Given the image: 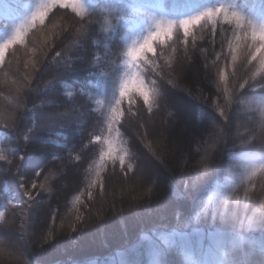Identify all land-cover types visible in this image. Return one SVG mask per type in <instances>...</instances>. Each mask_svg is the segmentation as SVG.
<instances>
[{"label": "snow or ice", "instance_id": "1", "mask_svg": "<svg viewBox=\"0 0 264 264\" xmlns=\"http://www.w3.org/2000/svg\"><path fill=\"white\" fill-rule=\"evenodd\" d=\"M13 11L0 0V15L8 17ZM30 29L44 33L39 54L24 64L25 71L14 82L15 87L7 89L12 102H0V132L8 134L9 140L14 139V144L0 149V161L8 166L0 171L15 169L14 175L27 198L12 206L19 227L16 220L0 212V264H29L19 242L10 241L5 233H19V240L41 248L48 243L44 232L55 233V229L47 227L48 218L39 231L29 232L36 197L41 194L33 190L51 191L46 182L54 175L53 169L46 164L40 171L25 176L21 165L25 154L36 147L35 141L39 142L37 150L49 151L55 160H62L57 153L66 145L51 139V134L63 136L64 130L73 126L83 130L80 126L85 118L96 111L90 102L103 103L70 83L85 64L84 71L97 78L98 94L107 99L106 111L102 113L107 136L95 134L101 122L97 120L87 133L88 144L82 140L68 150L70 159L78 150L76 159L82 160L88 145L104 146L95 165V178L86 189L89 200L98 196L108 204L112 198L108 206L116 211L114 189L119 187L121 212L125 192L135 193L128 207L161 204L167 198V187L175 193L179 172L184 198L195 201V193L215 172L229 143L233 148L227 150L235 157L242 127L248 129L255 143L239 155L248 161L252 158L247 152L261 154L241 186L231 189L229 195L235 193V199L225 196L219 188L206 199L201 197L187 222L180 225L177 213V226L150 229V235L140 241L139 254L122 258L120 264H264V175L261 192L252 195L248 188H242L244 201L239 200L242 185L252 181L258 172L264 174V3L259 15L232 0H218L195 14L169 19L154 14L144 0H100L99 4L90 5L84 0H39L14 28L12 36L0 44V70L8 68L6 49L23 44ZM92 45L96 46L95 52L89 51ZM189 77L203 79L215 92L205 95L202 88L194 91L188 84ZM61 86L66 89L63 97L59 95ZM185 95L197 106L184 105ZM80 96L86 97L85 103H78ZM249 96V107L243 108L242 97ZM138 101L142 103L136 107ZM161 104L167 119L157 128L155 117ZM252 104L261 108L259 119L251 113ZM205 106L218 111L224 122L213 121L210 128L201 131L196 121L203 120ZM123 135L129 139L123 140ZM51 144L58 147L52 148ZM4 151L9 155L2 154ZM142 160L154 162L166 172L168 185L158 182V173L142 164ZM108 162L112 164V176L101 178ZM230 167L238 169L240 165L234 162ZM41 176L43 182L38 184ZM97 187L99 191L94 195L92 190ZM51 219L55 223L57 214L52 213ZM76 219L80 221L81 217L77 215ZM208 220L212 231L206 234L199 223ZM60 226H64L63 220ZM70 227L73 232L78 230L75 224ZM172 254L175 259H169Z\"/></svg>", "mask_w": 264, "mask_h": 264}, {"label": "trees", "instance_id": "2", "mask_svg": "<svg viewBox=\"0 0 264 264\" xmlns=\"http://www.w3.org/2000/svg\"><path fill=\"white\" fill-rule=\"evenodd\" d=\"M12 9H14L11 16L0 19V29H4L0 33V44H3L8 40L14 31V28L18 26L19 20H22L34 10L35 5L39 3V0H4ZM92 2L99 4L100 0H84L86 5H90ZM119 3L121 0H114ZM131 2V0H129ZM237 6H245L246 11H254L256 15H259L260 6L264 3V0H232ZM144 3L150 6V10L156 15H165L169 19H180L189 15L195 14L203 10L205 7L212 6L210 0H144ZM102 6V5H100ZM63 11V10H61ZM44 33L30 29L25 42L23 44L10 45L5 52V60L8 68L0 70V102L11 103L13 96L9 95L7 89L15 87V81L19 75H22L25 71L24 64L29 60L35 59L39 54V48L42 44ZM123 44V40H121ZM90 52L96 51V46L92 45L89 49ZM194 59H196L194 57ZM258 66V65H257ZM87 65H83L72 77L70 83L74 88L84 89L86 92H90L96 99L103 101L98 105L95 101L90 102V107L96 109L91 115L85 118L86 122L80 126L83 130H78L77 126H73L67 130H64L63 136H56L55 133L51 134V139L59 140L60 144L66 145L63 151L58 152L57 155L62 157V160H55L52 153L49 151H39V142L35 141L33 149L29 150L25 154V160L21 167L25 176L31 175L36 171H40L46 164H49L53 169L54 175L46 182L51 191H43L40 189L33 191H40V195L36 197L37 207L33 210L31 217V224L29 232L39 231L44 226V221L48 218V228L55 229V233L49 234L47 231L44 235L48 239V243L44 244L43 248L39 244L29 246L26 241L19 240V233L7 232L5 235L10 241H18L20 248L25 252L29 260V264H120L122 258L131 257L139 254V244L143 236L150 235V229L158 228L160 230L171 229L177 226V213H179L181 220L180 225L188 221L190 216L194 215L193 208L196 201L201 197L204 199L208 195H211L213 191L218 188L223 191L225 196L230 199H235L236 194L229 195L232 188L241 186V181L246 180V174H250L251 168L257 161L261 159L259 152H247L246 155L252 158L248 161L242 159L239 155L241 150H247L253 143H255L253 137L248 133V129L242 127L240 129V138L236 141V155L233 156L227 149L233 148V145L229 143L227 149L223 150L222 155L217 161V167L215 172L210 173L205 180V183L201 186L198 192L195 193L196 200L185 199L183 196V184L179 180V172L177 173V182L175 193L171 187H167V198L161 204H134L132 207H128V201L135 195L132 192L124 193L125 204L124 212L113 211L108 206L112 202V198L109 199L108 204H105L99 200L97 196L96 200H89L87 196V186L90 180L95 178V165L99 162V153L104 147L102 144H90L88 149L83 154V159H76L77 155H80L79 151L72 153L71 159L69 158L68 150L73 145H79L81 141L88 144L87 133L92 131V126L96 124V121H101L95 129L96 135H101L102 138L107 136V125L105 122V113L107 107V99L103 95L98 94V90L95 88L97 78L89 76L84 68ZM231 69H229V73ZM260 76L256 77V81H259ZM194 91L198 88L204 90L205 95H209L215 92V89L211 87L203 79L199 81L195 80L189 84ZM259 87V84H257ZM64 89L60 88L59 95L63 97ZM231 93V89H230ZM111 93H109V96ZM215 98V97H214ZM37 102L39 97H36ZM252 98L242 97V107L248 108L249 101ZM182 100L190 101L188 106H197L196 102L191 100L188 96H184ZM86 97H78V103H85ZM218 103H223V100H218ZM142 101H138L136 107H139ZM127 107V105H125ZM164 105H159V112L155 117V124L158 127L162 122L167 119L166 113L163 110ZM251 113L256 115L257 119L260 118L261 108L257 104L251 105ZM213 121L223 123V118L220 117L219 112L213 110L210 107L204 109V118L201 121H196L200 130L203 131L206 128H210ZM24 123L23 121L21 122ZM123 134V129H121ZM143 132V129L141 130ZM114 135V134H113ZM233 135L235 132L233 131ZM67 137L65 139L64 137ZM127 135H123V140H128ZM8 143L14 144V139L9 140L8 134L0 132V149L5 148ZM117 143L120 144V138H117ZM123 146V145H122ZM50 147L56 148L58 145L51 144ZM222 147V146H221ZM195 150V146L193 147ZM2 154L9 155L7 151ZM127 162V158H126ZM237 163L240 167L232 168V163ZM142 164L149 167L151 170H155L158 177L163 176L161 184L168 185V174L162 169H159L154 162L142 160ZM92 166L91 169L89 166ZM8 167L4 161H0V168ZM119 172V168L116 169ZM15 169L9 172L0 171V212L5 213V217H10L17 221V227H19V221L16 216L12 215L13 204H18L22 200L27 198L23 196V191L19 186L16 175H14ZM245 174V175H242ZM264 175L260 172L257 173L253 180L246 182L239 189V200L244 201V195L242 188H248L250 194L256 195L261 192V176ZM112 176V164L107 163V166L103 172H101V178H107ZM43 182V176L37 183ZM118 183V182H117ZM93 194L96 195L99 189L98 187L93 189ZM80 196V200L76 201L75 197ZM115 203L118 202L121 206V190L119 187L114 189ZM45 201V204L40 203ZM139 211H136V210ZM138 212L135 217H132ZM45 212H47L46 216ZM55 213L58 219L53 223L51 214ZM81 217L80 221H77L76 217ZM63 220L64 226H60V222ZM131 222H134L135 229L138 232L132 233L129 227ZM71 224H75L77 231H71ZM87 225V226H85ZM90 226L94 227L95 235L88 241L85 239L86 229ZM101 228L100 235L98 236L97 230ZM26 227H28L26 225ZM99 227V228H98ZM199 227L201 231L206 234L212 231L211 221L200 222ZM216 227H220L219 224ZM132 228V227H131ZM125 235V237L120 234ZM258 238L259 233H255ZM119 237H122L121 239ZM96 238V240H95ZM115 239L120 241L114 242ZM169 259H175V254L170 255Z\"/></svg>", "mask_w": 264, "mask_h": 264}, {"label": "bare ground", "instance_id": "3", "mask_svg": "<svg viewBox=\"0 0 264 264\" xmlns=\"http://www.w3.org/2000/svg\"><path fill=\"white\" fill-rule=\"evenodd\" d=\"M193 81H195L192 77H189V80H188V84H191ZM190 102V101H189ZM188 101H184L183 100V104L184 105H188V103H189ZM190 104V103H189ZM155 127H157L158 128V126H157V124H155ZM161 179H163V176H161V177H158V182H160L161 183ZM132 227V228H131ZM131 227H129L128 229H130L131 231H132V233H136V232H138L137 231V229H135V226H134V222H131ZM87 231H86V237H85V239H86V241L88 240H90L94 235H95V233H94V227L93 226H90L88 229H86ZM121 236H123V237H125V235H122V233L120 234ZM120 239L122 238V237H119ZM118 241H120L119 239H115V243L116 242H118Z\"/></svg>", "mask_w": 264, "mask_h": 264}, {"label": "rangeland", "instance_id": "4", "mask_svg": "<svg viewBox=\"0 0 264 264\" xmlns=\"http://www.w3.org/2000/svg\"><path fill=\"white\" fill-rule=\"evenodd\" d=\"M151 171L155 172V170H151ZM125 204H127V203H125ZM125 204L123 205V208H125V206H126ZM121 206H122V205H121ZM121 206L119 205L118 202H116V209H119ZM135 210H136V209H135ZM136 211H139V210H136ZM136 211H135L134 214L132 213V217H135V216L138 214V212H136ZM123 212H124V210H123ZM46 214H47V212H45V215H44V216H46ZM98 228H99V227H98ZM101 228H102V227L100 226V228L97 230V233H98L97 235H98V236L100 235V232L102 231ZM95 240H96V238H95Z\"/></svg>", "mask_w": 264, "mask_h": 264}]
</instances>
